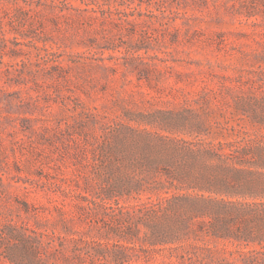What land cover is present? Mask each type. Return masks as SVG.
Returning a JSON list of instances; mask_svg holds the SVG:
<instances>
[{
  "label": "rangeland",
  "instance_id": "rangeland-1",
  "mask_svg": "<svg viewBox=\"0 0 264 264\" xmlns=\"http://www.w3.org/2000/svg\"><path fill=\"white\" fill-rule=\"evenodd\" d=\"M0 20V264L30 239L37 264L264 251L201 232L151 243L184 207L134 186L207 195L231 167L264 186V0H0Z\"/></svg>",
  "mask_w": 264,
  "mask_h": 264
},
{
  "label": "trees",
  "instance_id": "trees-1",
  "mask_svg": "<svg viewBox=\"0 0 264 264\" xmlns=\"http://www.w3.org/2000/svg\"><path fill=\"white\" fill-rule=\"evenodd\" d=\"M24 1L28 3L32 0ZM231 170L235 174L233 179H218L205 187H199L200 190L208 191L207 195L180 192L181 188L170 181L167 185L159 183L153 187H142L143 183H135L134 186L137 189L141 188L140 190L145 188L155 193L163 191L165 194L163 199L168 206L184 207V211L177 216L173 224L152 231L151 243L182 241L197 235L198 232L244 244L264 242V186L260 187L256 183L240 179L237 175L244 171L243 169L231 167ZM172 189L173 191H170ZM161 206L159 201L150 203V207L154 210ZM205 217L209 220H205ZM195 222L197 228L193 226ZM25 242L29 244L26 247L31 250L30 256L19 264H37L34 258L35 241L30 239ZM240 256L244 264H264L263 250L242 251Z\"/></svg>",
  "mask_w": 264,
  "mask_h": 264
}]
</instances>
